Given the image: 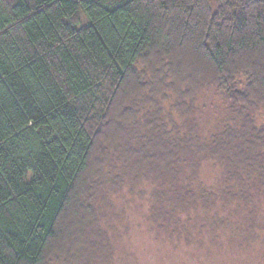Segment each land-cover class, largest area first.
<instances>
[{
	"label": "trees",
	"instance_id": "1",
	"mask_svg": "<svg viewBox=\"0 0 264 264\" xmlns=\"http://www.w3.org/2000/svg\"><path fill=\"white\" fill-rule=\"evenodd\" d=\"M260 107L264 0H0V264L114 258L91 203L108 162L145 182L156 264H263Z\"/></svg>",
	"mask_w": 264,
	"mask_h": 264
},
{
	"label": "rangeland",
	"instance_id": "2",
	"mask_svg": "<svg viewBox=\"0 0 264 264\" xmlns=\"http://www.w3.org/2000/svg\"><path fill=\"white\" fill-rule=\"evenodd\" d=\"M81 18L82 22L78 28H82L88 24L83 13L81 14ZM216 95L217 94L214 95L208 91L200 98L198 104L200 105L199 107L206 106L202 117V136L208 137L214 131V127L218 124V114H220L219 111H221L222 102ZM218 109L220 110L218 111ZM256 111H258L256 112L258 117L257 121L259 123H264V109L260 107L257 108ZM116 163L117 168L110 166L108 162L98 177L105 183L100 181L99 187L97 186V189H94L92 192L91 203L98 208L97 223L99 222V225L103 228H112L111 233H108V235L114 243L118 242L119 244L117 245V248L115 247L116 255L114 258L110 259L107 257L105 260L102 259L103 262L95 261L94 264H156L159 258V254L156 252H159V250L156 248V243L150 238L149 232H147L145 227L144 216L146 212L147 196H142V198H140L134 193V191L142 193L147 190L144 184L145 182L141 179L136 181L135 179L128 178L124 179L122 183L115 182L111 185L106 177L108 173H110V175L113 173L115 175L119 174L120 163ZM261 235V238L264 241V228L261 230ZM234 248H236L235 251L229 254L226 261L231 262L238 257V264H246L247 261L245 259H247L248 264H250L249 261L256 252V249L247 248V250L242 249V251H239L240 248ZM255 248L264 249V246ZM200 256L205 259L204 255L201 254ZM205 260H203V262ZM216 260L217 257L211 256L207 259V262H214ZM163 262H160L159 264H163ZM165 263H167V260L164 264ZM50 264L74 263H69L68 256L62 255L52 258ZM204 264L209 263L205 262Z\"/></svg>",
	"mask_w": 264,
	"mask_h": 264
}]
</instances>
